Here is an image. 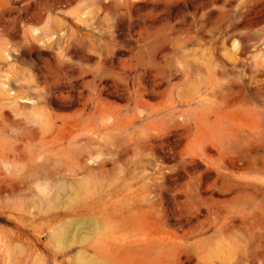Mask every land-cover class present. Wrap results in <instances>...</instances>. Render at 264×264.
Returning <instances> with one entry per match:
<instances>
[{
    "label": "rangeland",
    "instance_id": "obj_1",
    "mask_svg": "<svg viewBox=\"0 0 264 264\" xmlns=\"http://www.w3.org/2000/svg\"><path fill=\"white\" fill-rule=\"evenodd\" d=\"M0 264H264V0H0Z\"/></svg>",
    "mask_w": 264,
    "mask_h": 264
}]
</instances>
